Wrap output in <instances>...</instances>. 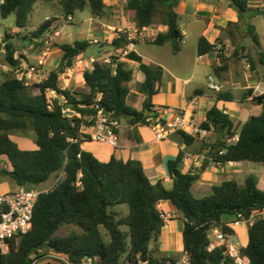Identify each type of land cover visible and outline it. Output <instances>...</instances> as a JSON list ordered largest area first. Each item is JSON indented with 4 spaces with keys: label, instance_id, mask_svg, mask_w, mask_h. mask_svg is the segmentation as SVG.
<instances>
[{
    "label": "trees",
    "instance_id": "1",
    "mask_svg": "<svg viewBox=\"0 0 264 264\" xmlns=\"http://www.w3.org/2000/svg\"><path fill=\"white\" fill-rule=\"evenodd\" d=\"M4 1L0 16L7 19L16 15V26L23 30L27 29L29 18L39 4L58 3L67 19L88 7L92 17L98 20L106 18L109 13L105 0ZM181 1L128 0L125 10L131 13L137 33L156 24L166 26L167 34H159L152 44H170L176 55L182 51L184 40L177 13ZM225 1L231 7L239 8V22L228 25L233 44L236 42L234 31L240 32L245 27L246 35L260 48L256 29L247 22L250 0ZM52 26L53 22L46 20L30 38L21 36L23 43L30 41L33 44L34 39L39 40L48 34ZM129 38L128 32L120 33L112 39L110 47L123 53L132 42ZM13 39L6 33L3 47L7 64L16 71L21 67V60L17 57ZM133 42L137 43L136 40ZM90 47V41L60 45L63 57L58 69L50 71L46 79L33 85L18 76L6 79L0 76V179L12 180L18 188L30 190L44 185L54 175L64 174L49 192L41 195L31 231L11 241L9 253L0 254V264H33L34 260L43 257L38 255L39 250L65 255L70 264H83L87 260L92 264H180L175 256H158L159 238L166 226V220L158 210V205L163 202H171L185 223L182 237L187 264H231L225 246L209 251L210 236L214 231L235 235L225 218H229L230 223L251 221L249 242L242 253L248 256L251 264H264V216H261L264 213V191L258 187L254 175H249L244 185L235 180L224 181L213 187L209 196L198 198L192 188L200 180V175L183 173V151L167 163L173 180L172 187L167 189L162 182L152 184L142 164L136 160L125 162L112 156L108 162H102L83 148V144L92 142L91 136L82 132L83 128L96 127L99 112L120 123L124 120L131 127L150 126V119L158 117L153 98L159 93L164 75L163 67L144 63L137 53L130 52L126 56L127 60L139 64V71L145 76L144 83L139 85V93L145 97L140 111L129 104L131 90L128 85L134 81V72L117 57L109 63L95 61L92 69L83 71L87 92L61 88L60 76L72 69L75 60ZM197 51L199 56L214 53L215 45L202 37L197 43ZM243 52L244 49L235 46L233 55L245 57ZM259 57L264 58L260 51ZM215 71L218 72L219 68ZM49 92H54L58 98L51 101ZM251 96L252 91H247L245 98ZM60 97L66 102L61 103ZM217 99L233 101L234 97L230 93H220ZM252 102L262 107L263 113L252 115L240 133L235 132L233 121L224 111L214 107L207 112L203 126L225 136L214 146L217 149L212 160L214 163L255 162L264 165V95L254 96ZM65 105H72L69 112L63 110ZM28 131L35 134L38 147L35 150L21 149L12 138L26 135ZM183 136L188 145L195 142L185 133ZM236 136H239L237 142H229ZM123 205L128 207V213L120 210ZM65 226L80 231L66 238L56 236Z\"/></svg>",
    "mask_w": 264,
    "mask_h": 264
},
{
    "label": "crops",
    "instance_id": "2",
    "mask_svg": "<svg viewBox=\"0 0 264 264\" xmlns=\"http://www.w3.org/2000/svg\"><path fill=\"white\" fill-rule=\"evenodd\" d=\"M39 7L40 4L36 6L35 10ZM108 12L105 23H100L102 19H95V22L103 25V28L106 26L109 29H116L118 25L120 27L119 31H121V27L127 26L129 35L137 41L132 52L141 56L144 63L158 65L164 69L159 93L153 98L158 117L166 121H174L182 112L192 107L193 102H196L199 107L198 113L203 121L207 112L217 107L229 115L235 125V132L240 133L244 124L252 115L258 116L263 113V108L253 104L252 98L264 95V58L261 59L259 57V51L264 54V0H250L247 14V22H250L255 27L256 34L260 38V48L254 44L255 42L249 35H246L245 27H242L240 32L234 31L236 42L233 44L228 25L230 23H238L240 14L236 8L231 7L228 1L182 0L178 5L177 13L180 15V29L184 40L182 51L176 55L173 53L170 44L163 46L152 44L159 34H167L168 28L166 26L156 24L152 28L137 33L133 20L129 25L124 16L119 19L117 16L119 11L116 8L110 9ZM112 13L115 19L111 18L110 15ZM128 15L131 17V13ZM48 19L49 17L46 16L45 20ZM20 31L21 29L17 28L13 30V33ZM104 34V32H98L96 38L106 41L108 36ZM192 36L195 37L193 41L196 43V49L190 62L184 60L181 56L185 53V41ZM202 37L208 39V42L212 45L219 41L232 45V54L223 57L221 62L218 61L219 56L216 52L199 56L197 43ZM235 46L244 49L243 53L246 58L233 55ZM154 47L165 48L172 52L176 58L178 68H169L163 64L162 60L148 58L147 49ZM99 52L103 53L104 56L98 59L92 58L93 62L105 61L107 57L105 53H109V50L99 48ZM247 59L249 60V65L246 63ZM120 62L127 63L130 68L131 66L137 68L139 73L138 82L140 84L144 83L145 76L139 71L138 63L129 61L126 57ZM185 64L191 65L189 70L184 71L183 67ZM215 68H219V71L216 72ZM211 78L214 80V84L220 88L218 91L211 90ZM247 91H252V96L245 98ZM220 93L232 94L234 97L233 101H219L217 96ZM144 100L145 97L142 95V107ZM135 108L138 111L141 110L138 107ZM88 130L89 132H87ZM95 131L96 127H87V130L83 129L82 132L85 134L89 133L91 136ZM155 134L151 125L131 127L123 120L117 133L119 141L116 148L107 143L97 142H86L83 144V148L93 153L102 162H108L112 156L125 162L136 160L142 164L152 184L162 182L167 189L172 187L173 182L167 169V163L169 160L177 158L183 151L185 155L182 165L183 173L200 175V180L193 185L192 192L197 190L198 192L212 193L213 187L222 184L224 181L235 180L239 182L240 175L247 167L244 163L216 164L212 161L217 153V149L214 146L225 139L223 134L213 131L204 141L195 140L190 145L185 142V138L181 133L171 134L163 141L157 140ZM12 138L17 143L19 142L18 145L21 149V146L25 148L23 150H35L38 148L34 138L17 136L16 139L18 141L15 136H12ZM213 155L214 158L212 159ZM18 189L20 188L11 189L8 187L6 191L0 189V195L18 191ZM158 210L168 218L159 238L158 246L160 252L158 256H176L182 254V252L184 253L182 233L185 230V223L181 214L171 202L161 203V205H158ZM261 215L264 216V213ZM225 221L235 231L232 241L237 242L241 249L245 248L249 242L248 233L251 222H242L237 225L236 223H230L229 218H225ZM36 264L69 263L61 259V257L51 255L44 256L39 260L36 259ZM83 264L92 263L86 261Z\"/></svg>",
    "mask_w": 264,
    "mask_h": 264
},
{
    "label": "rangeland",
    "instance_id": "3",
    "mask_svg": "<svg viewBox=\"0 0 264 264\" xmlns=\"http://www.w3.org/2000/svg\"><path fill=\"white\" fill-rule=\"evenodd\" d=\"M128 0H105L108 10L116 8L119 13L117 16L128 21V24H131L132 17H130L125 10L126 3ZM63 10L60 8L58 3L52 4H40V7L32 13L29 18V24L26 30L21 29L20 32L13 33L14 29H17L16 26V15L12 14L7 19H3L0 16V76L3 79L7 77L19 76V74H25L28 82L33 85L35 83H39L46 79L48 73L52 70H57L59 67V63L61 58L63 57V51L59 48L60 45L70 43L74 44L79 41H90L91 47L87 50V52L81 55L78 59L75 60L72 69H67L64 74L60 76L59 85L61 88L72 90L73 92L85 93L88 91L87 85L84 83L82 79V73L85 69H91L93 61L92 58L98 59L104 56L103 53L99 52V48H106L109 50V53H105L107 55L105 61H101L102 63H109L113 60V58L117 57L120 61L124 59L127 55L110 47V42L115 37H118L120 33H127V26L121 27V31H119L118 25L116 29H109L108 27L98 24L95 22V18L91 15V9L88 7L84 12H78L75 14V18L72 17V21L68 20L62 12ZM115 13V12H113ZM113 13L110 15L112 19H115ZM49 17V19L53 22V26L50 29L48 34H45L39 40H33V44L30 41H26L23 43L21 36L23 37H31V34L34 33L41 24L46 21L45 18ZM109 16V17H110ZM116 16V15H115ZM117 17V18H118ZM105 20L102 19L100 23H105ZM116 24V23H115ZM98 32H104L107 37V40L96 38ZM8 33L13 36V40H11L16 48H17V57L21 60V68L20 73L17 71H13L11 67L7 64L5 56L6 50L3 47V41L5 39V34ZM194 36L185 41V53L181 57L184 60H188L191 62L193 55L195 54L196 43L194 40ZM100 43V46H97L95 42ZM99 47V48H98ZM153 60H162L163 64L168 66L169 68H178V64L176 58L168 49L165 48H150L147 49L146 53ZM42 61V64H40ZM248 65L249 60L246 62ZM184 65V71L189 70L191 65ZM35 67V71L31 72L32 68ZM131 69H134V81L128 85L131 93L129 96V104L133 107H138L142 109V95L139 93V85L138 82V69L134 66H131ZM183 71V72H184ZM30 73L32 74L29 77ZM48 98L51 101H54L58 96L54 92L48 93ZM81 98V97H79ZM61 103H65L66 99L64 97H60ZM160 100V98H158ZM66 106V105H65ZM71 110L70 107L65 108V111L69 112ZM87 130V127L83 128ZM89 132V130L87 131ZM89 134V133H88ZM18 135H15V139ZM19 137L23 138H35L34 132H26V135H19ZM18 141V139H16ZM35 141V140H34ZM19 143V142H18ZM22 149L23 146H21ZM247 166L241 177L238 179L241 185H244V180L246 176L254 175V177L258 180L259 188L264 191V165L255 164V162H244ZM64 176V174L54 175L49 179L47 183L38 188L42 191H50L56 184L59 177ZM11 189L16 188V184L14 181L9 179H2L0 181V189L6 191L7 188ZM193 194L196 197H204L209 196L211 192H198L195 190ZM120 210L124 213H128V207L126 205L120 206ZM80 230L73 226H65L61 228L56 236L66 238L72 235L73 233H78ZM212 240H217L216 237H211ZM153 247V244H152ZM180 262L185 260L187 256L182 252L180 255L175 256ZM185 258V259H184Z\"/></svg>",
    "mask_w": 264,
    "mask_h": 264
},
{
    "label": "built area",
    "instance_id": "4",
    "mask_svg": "<svg viewBox=\"0 0 264 264\" xmlns=\"http://www.w3.org/2000/svg\"><path fill=\"white\" fill-rule=\"evenodd\" d=\"M5 4L4 0H0V7ZM49 20V19H48ZM68 20H73L71 16L68 17ZM130 42L124 54L128 55L135 49V43L133 40L135 38H129ZM98 42L96 41L95 44ZM215 52L219 56L218 61L221 62L222 58L225 56H230L233 52L232 45L224 43V42H216L215 44ZM248 61V59L246 60ZM94 63V62H93ZM42 64V61H40ZM93 65V64H92ZM93 68V67H92ZM91 68V69H92ZM22 70L19 67L16 71L20 73ZM35 71V67L32 68L31 72ZM32 74L30 73L29 77ZM21 80L30 79L26 77L25 74H19L18 76ZM210 87L213 91H218L220 88L214 84V80L210 79ZM29 84V82L27 81ZM199 107L196 102L192 103V107H190L187 111L182 112L174 121H166L160 117L151 118V127L155 131V138L157 140H165L171 134L174 133H185V135L190 136L198 141H204L207 137L211 135V132L203 126L204 121L201 119L199 115ZM120 129V122L112 116H106L102 112H99L98 115V123L96 126V131L91 135L92 142L97 143H107L116 148L118 145V137L116 132ZM238 137L236 136L233 139L229 140V142L235 143L238 141ZM6 169H9L8 165H4ZM81 185V183H79ZM49 192V191H47ZM46 193L45 191L40 190L39 188H33L30 190L20 188L18 191L6 193L0 195V254L6 255L10 251L11 241L17 239L23 235H26L32 229V223L34 219V211L37 204V201L40 199L41 195ZM262 216V215H261ZM165 220H168L165 215H163ZM251 222V221H248ZM242 222H236V224H241ZM211 237H216L217 240H212L209 251H213L219 246H225L226 251L225 254L231 261V264H251L248 256L242 253V249L239 244L235 241H232L233 236L223 235L220 230L214 231ZM38 255L41 256H56L61 257L67 263L68 257L65 255H61L59 253H55L54 251H45L39 250ZM92 263L91 260H87ZM188 259L182 260L180 264H187ZM33 264H36V260H34ZM70 264V263H69ZM142 264H148V262H143Z\"/></svg>",
    "mask_w": 264,
    "mask_h": 264
},
{
    "label": "water",
    "instance_id": "5",
    "mask_svg": "<svg viewBox=\"0 0 264 264\" xmlns=\"http://www.w3.org/2000/svg\"><path fill=\"white\" fill-rule=\"evenodd\" d=\"M236 9L239 11V8H238V7H237ZM66 106L71 108L72 105H66ZM66 106L63 107V110H65ZM146 114H147V113H146ZM146 114H145V115H146ZM216 152H217V150H216ZM213 158H214V155L212 156V159H213ZM202 170H204V168H202Z\"/></svg>",
    "mask_w": 264,
    "mask_h": 264
}]
</instances>
